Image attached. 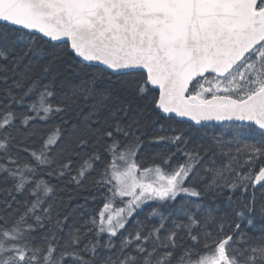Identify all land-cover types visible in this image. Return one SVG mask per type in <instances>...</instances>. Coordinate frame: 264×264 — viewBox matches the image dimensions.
<instances>
[{"label": "snow or ice", "instance_id": "obj_1", "mask_svg": "<svg viewBox=\"0 0 264 264\" xmlns=\"http://www.w3.org/2000/svg\"><path fill=\"white\" fill-rule=\"evenodd\" d=\"M0 264H264V0H0Z\"/></svg>", "mask_w": 264, "mask_h": 264}, {"label": "trees", "instance_id": "obj_2", "mask_svg": "<svg viewBox=\"0 0 264 264\" xmlns=\"http://www.w3.org/2000/svg\"><path fill=\"white\" fill-rule=\"evenodd\" d=\"M225 138H227V137H225ZM161 147H163V146H157V147L154 149V151H159ZM82 202H83V201H82V198H81V199L74 200V201H72L71 207H72V208H76L77 205L80 204V203H82ZM87 207H88V209H92L93 207H97V208H98V206H94V205H92V204H89ZM147 210H148V209H145V212H146ZM143 215H144V213H141L140 216L137 217V219H142V218H143ZM129 227H131V224H129Z\"/></svg>", "mask_w": 264, "mask_h": 264}]
</instances>
